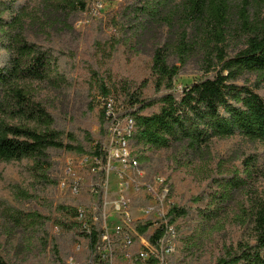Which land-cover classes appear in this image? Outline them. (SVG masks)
I'll use <instances>...</instances> for the list:
<instances>
[{
  "label": "trees",
  "instance_id": "trees-1",
  "mask_svg": "<svg viewBox=\"0 0 264 264\" xmlns=\"http://www.w3.org/2000/svg\"><path fill=\"white\" fill-rule=\"evenodd\" d=\"M90 1L0 0V167L22 164L40 175L51 167L52 151L106 163L103 142L112 123L106 108L100 109L96 138L91 132L81 135L60 128L43 96L45 91L66 92L72 87L68 69L76 65L77 57L65 38H75V24ZM230 1L123 0L93 28L90 65L98 91L93 103L99 98L115 100V93H120L123 101L116 103L117 114L135 120V147H142L143 153L172 150L177 170L207 163L214 140L240 137L264 144V21L251 28L244 8L246 36L240 48L232 49ZM107 28H111L109 36L104 35ZM120 48L151 58V96L144 93L147 83L119 84L113 78L108 63ZM192 62L200 66L201 78L175 92V82ZM155 108L157 113L145 114ZM140 161H147L146 156L140 155ZM261 173L256 156L242 160L230 173L215 170L204 196L206 208L198 210L202 218H220L235 194L262 177ZM3 177L0 169V183ZM12 187L33 198L19 184ZM98 206H103L102 192ZM57 211L71 216L60 220V226L81 242L77 254L87 264L89 252L100 243V228L94 227L93 235L87 237L79 232L77 209L59 205ZM189 215V208L170 210L174 224ZM0 219H9L23 230L32 252L41 254L50 247L62 264L57 240L49 231L51 216L26 213L0 200ZM246 225L251 240L224 248L212 264H264V200L253 204ZM138 229L146 233L147 227ZM0 264H13L3 256L1 242Z\"/></svg>",
  "mask_w": 264,
  "mask_h": 264
},
{
  "label": "rangeland",
  "instance_id": "rangeland-1",
  "mask_svg": "<svg viewBox=\"0 0 264 264\" xmlns=\"http://www.w3.org/2000/svg\"><path fill=\"white\" fill-rule=\"evenodd\" d=\"M123 0L107 2L104 10L98 17L91 16L90 10L94 1L89 2V8L75 24L76 35L70 42L76 58V65L68 69L72 87L66 92L45 91L43 96L47 100L52 114L58 121L60 128L74 131L81 135L89 132L98 138L100 133V108L93 103L98 95L94 84L90 65L92 38L95 33L94 25L106 18L108 14L118 9ZM233 12L231 31L232 49L240 48L244 42L245 28L241 12L244 8L252 28L264 21V0H231ZM94 30V32H93ZM111 28H107L104 35H111ZM113 78L121 84L125 81H134L140 86L147 83L144 93L146 96L153 94L151 78V58L148 55H135L125 53L122 48L108 63ZM203 72L199 65L190 63L184 73L175 82V92L180 93L187 84L198 81ZM264 96V91L261 92ZM115 103H121L123 97L115 93ZM118 100V101H117ZM159 108L147 111L146 115L157 113ZM110 127V126H109ZM109 130V129H108ZM109 143L108 135L104 139V150ZM135 152L144 155L147 161L142 162V169L147 180L162 177L170 188V200L174 206L190 209V215L180 219L176 226L179 232L177 253L174 257L175 264H212L223 254V249L239 242L251 240L248 229V214L257 201L264 200V144L251 142L240 137L228 140H214L210 147L212 157L207 163H196L193 166L175 169V155L172 150L145 151L139 147ZM249 156L259 159V167L263 174L256 177L248 188L235 194L232 201L225 207V212L220 218H202L199 208H206L209 176L216 170L232 172L241 165V161ZM88 157V156H85ZM84 157H78L65 152H50L51 167L48 171H41L40 175H33L25 165H1L3 181L0 183V200L17 207L26 213L38 211L43 216H51L48 224L50 235L58 243L62 264H70L74 259L77 264H82L83 258L77 254L76 247L79 242L73 232L64 230L60 220L68 219L69 214H60L59 205L70 209L83 206L89 208L93 203V195L88 190V181L91 163L82 165ZM91 158V157H90ZM72 168L83 183L82 195L75 197L62 190L60 183L68 178V169ZM87 179V182L84 180ZM56 181V184H54ZM19 184L24 193L32 194L33 198L25 197L12 187ZM203 199V200H202ZM202 200V201H201ZM22 229H17L9 219H0V242L2 254L6 260L13 264H60L50 247L47 252L39 254L32 252L24 238ZM84 246V244H81ZM37 250V248L35 247Z\"/></svg>",
  "mask_w": 264,
  "mask_h": 264
},
{
  "label": "built area",
  "instance_id": "built-area-1",
  "mask_svg": "<svg viewBox=\"0 0 264 264\" xmlns=\"http://www.w3.org/2000/svg\"><path fill=\"white\" fill-rule=\"evenodd\" d=\"M111 1L95 0L89 14L98 17ZM95 103L100 109L106 108L112 123L107 134L106 163L98 158L82 160V165L91 163L88 190L93 195V203L88 212L82 206L76 208V221L79 232L87 237L93 235L94 227L101 231L100 243L89 252L87 264H174L179 232L171 221L170 210L174 203L170 200L169 185L160 176L146 179L140 155L134 148L135 120L129 116L119 117L113 98H99ZM67 175L60 183L61 189L72 196H81V178L72 168ZM101 192L103 206L100 209ZM139 226H146V233H142ZM81 250L80 245L76 247L77 253ZM70 264L77 262L71 259Z\"/></svg>",
  "mask_w": 264,
  "mask_h": 264
}]
</instances>
